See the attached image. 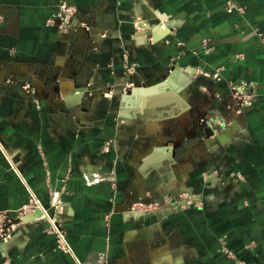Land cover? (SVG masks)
<instances>
[{
    "label": "crops",
    "instance_id": "0c3cea01",
    "mask_svg": "<svg viewBox=\"0 0 264 264\" xmlns=\"http://www.w3.org/2000/svg\"><path fill=\"white\" fill-rule=\"evenodd\" d=\"M180 190L196 204L128 213ZM30 194L0 264H264V0H0V211Z\"/></svg>",
    "mask_w": 264,
    "mask_h": 264
},
{
    "label": "rangeland",
    "instance_id": "374dc122",
    "mask_svg": "<svg viewBox=\"0 0 264 264\" xmlns=\"http://www.w3.org/2000/svg\"><path fill=\"white\" fill-rule=\"evenodd\" d=\"M161 16H159V17H155L154 16V18H152V19L145 18L144 20H141L142 25H145V27L143 26L144 28H147L150 31L154 32V33H151V35L150 34L147 35V39L148 40H152L153 41L154 40L153 38L155 36V32L158 31V30H168L169 29V33L168 34H170V27L168 28V25L172 24V22H171L172 20H170V18H167L168 17L167 15L164 16V17H161ZM134 24L138 28L140 26L142 28L141 24L137 25V21ZM172 67L173 68L169 69L166 73H164L161 76L163 80H166L175 71L176 66L173 65ZM182 72H183L184 76H180L179 78H180V80H182V82H181L182 83V89H185V88L190 87L192 85V83L189 81L191 79L190 76L186 75V73H187L186 69H183ZM192 72H195L198 75H199V73H201V71L189 70V74L190 75H192ZM132 73L135 74V73H137V71L136 72L134 71ZM134 74H131V75H134ZM195 84H196V86L198 85L197 83H195ZM140 85H142V84L140 82L138 83V81H137V83L128 82V83H126L124 85V87L119 88V89H122V94L130 95L132 93L133 89L138 87V86H140ZM85 174L86 173H84L83 175H85ZM85 179L87 180V182H89L91 184L99 183L97 181V179H99V178H93V179L92 178H85ZM100 180H101V178H100ZM188 200L190 201V203H187ZM191 200H193V199L189 198L188 192H183L182 190L177 191L176 193H173L171 196H164L162 198V200L161 199L160 200L159 199L156 200L154 198L153 199H149L148 198L146 201H144V200H140V198H139L136 202H145V205H146L145 208L143 210L142 209L139 210L138 207H137L136 210H134V209L132 210L131 209V210H129L128 213H130L131 216H135L134 214L150 213L154 209H161V210L162 209L163 210L171 209L172 211H177V210H180L182 208H187V207H191L192 205H195L196 202H191ZM160 202H163V204H160ZM134 204H135L134 202L131 203V205L129 207H133ZM162 243L163 242H160L159 244L155 243L154 245H156L158 247V246H161Z\"/></svg>",
    "mask_w": 264,
    "mask_h": 264
},
{
    "label": "built area",
    "instance_id": "2783aa9c",
    "mask_svg": "<svg viewBox=\"0 0 264 264\" xmlns=\"http://www.w3.org/2000/svg\"><path fill=\"white\" fill-rule=\"evenodd\" d=\"M230 2H228L229 5ZM232 7H229V11H231ZM76 12V10L72 7L66 8L64 11V17L62 18L63 23H65L66 26H70L72 16ZM139 23H137L138 25ZM136 69V64H132L131 67L129 68L130 72H134ZM251 86L249 84H243L241 86L233 87L232 88V95L235 100H237L239 112H243L247 108H249L252 105V102L254 101V94L250 91ZM238 111V110H237ZM86 178H97L95 175H92L91 173L86 174ZM190 199H192L189 196ZM191 202H195L194 200H191ZM187 203H190L188 200ZM160 204H163V202H160ZM145 202H137L134 204L133 207H130V210L134 209L136 210L137 207L139 210H143L145 208ZM44 210L43 205L41 201L36 197L34 194H30L27 203L17 212L18 218L21 216L26 215L27 213H33L36 210ZM14 226V220L12 216L10 215L9 212L7 211H0V237L2 239H7L10 237L11 232H12V227ZM59 233L61 234V244L62 248L68 252L71 251V248L69 244L66 242V240L63 237V232L64 230L59 226L58 229Z\"/></svg>",
    "mask_w": 264,
    "mask_h": 264
},
{
    "label": "water",
    "instance_id": "95a60500",
    "mask_svg": "<svg viewBox=\"0 0 264 264\" xmlns=\"http://www.w3.org/2000/svg\"><path fill=\"white\" fill-rule=\"evenodd\" d=\"M155 40H157L156 37H155ZM89 90L90 89L83 87V88L79 89V92L85 94V93H88ZM41 215H42V212L37 210L32 215H29V216L25 215V216H21L20 218H16L14 220V223H28V222L35 220L36 218L40 217ZM0 240H1V237H0Z\"/></svg>",
    "mask_w": 264,
    "mask_h": 264
},
{
    "label": "bare ground",
    "instance_id": "6f19581e",
    "mask_svg": "<svg viewBox=\"0 0 264 264\" xmlns=\"http://www.w3.org/2000/svg\"><path fill=\"white\" fill-rule=\"evenodd\" d=\"M177 74H178V73L175 72L174 74H172V76H171L170 79L168 80V82L171 83L172 86L175 85Z\"/></svg>",
    "mask_w": 264,
    "mask_h": 264
}]
</instances>
